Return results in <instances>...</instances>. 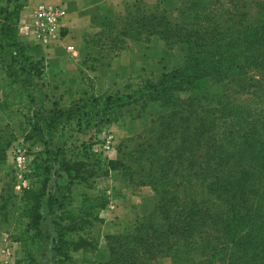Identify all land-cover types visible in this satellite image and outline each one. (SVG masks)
Instances as JSON below:
<instances>
[{
	"label": "rangeland",
	"instance_id": "rangeland-1",
	"mask_svg": "<svg viewBox=\"0 0 264 264\" xmlns=\"http://www.w3.org/2000/svg\"><path fill=\"white\" fill-rule=\"evenodd\" d=\"M256 2L264 3V0H243L237 6L231 0H210L199 12L195 9L192 10L193 15L186 12L191 18L187 23L180 20L179 24H190L188 28L197 24V29L203 32L209 27L205 21L208 18L213 23L227 24L224 22L234 19L233 13H246L248 18L242 25L233 19L236 24L231 22L234 38L241 40L249 25L254 27L258 22ZM190 4V0H141L136 9L130 10L134 17L140 12L150 15L153 9L157 12L163 10L170 20L177 23V6L184 11ZM197 13L200 18L191 24ZM121 23L117 17L104 25L116 24L118 27ZM102 30L85 34L82 45L77 46L74 53L61 52L64 67L50 77L46 75L47 71L40 79L19 73L21 81L28 82L42 120L50 117L55 105L67 110L74 103L82 105L88 102L92 105L97 101L103 110V103L110 93L133 91V88H125L130 80L142 78L157 83L164 76L186 68L195 51L188 52L184 43L167 44L153 36L148 42L137 44L131 53L123 57L121 53L106 60L99 58V49L92 43L97 42L94 36ZM107 33H111L106 39L108 43L116 31ZM136 43L139 42L127 41L129 47L130 44L136 46ZM257 46L260 45L250 40L231 48L235 56L228 57L229 60L220 65L227 74L220 79L207 78L197 93L189 90L190 86L183 79L182 82L176 81L182 90L173 88V91L180 103L197 100L194 112L184 113V119L190 117L194 124L191 129L197 127L202 132L188 134L185 141L191 139L193 142L183 145L181 152L174 151L176 145L182 144V135H171L166 131V121L161 118L173 110L182 112L185 109L180 105L165 109L157 101L145 102L140 113L134 111L133 106L127 107L124 117L103 125L100 131L94 127L96 118L93 117L89 128L82 126L79 132L67 129L63 138L61 134L52 140L47 138L50 152L56 153L61 141L67 151L58 156L49 183L48 193L55 199V208L53 211L48 209L47 199L43 205V240L34 247L41 264H54L58 259L54 248L60 233L68 242L85 239L92 245L97 244L95 259L99 251H106L110 256L105 237L134 232L159 205V197L149 185L151 169L157 179L169 182V188L177 194L179 202L167 222L158 221L154 225L156 228L145 231L151 241H148L149 250L137 249L144 260L139 264H264V171L247 161L249 148L241 144L243 139L240 138L244 134L253 135L264 151V57L255 51H263L264 48ZM146 49L150 51L146 52ZM31 50L35 49L32 47ZM120 56L121 60L116 61ZM35 57L44 59L48 65L45 56ZM89 67L94 71L88 70ZM69 91L75 93L71 96ZM202 120L205 124L201 129ZM25 123L17 111L7 116L0 93V146L5 147V159L0 163V205L4 189L19 195L22 189L30 187L34 159L44 151L42 146H34L24 140L22 129ZM72 126L74 128L76 124ZM82 145L87 151L84 157L79 152ZM225 157L229 161L222 169L219 165ZM80 160L87 169L97 171L98 177L84 179L93 188L91 190L81 185L69 191L71 186H67V177L82 170L81 165H75ZM209 166L218 168L216 175L221 179L211 187L207 185L214 183L215 179H206L210 175L206 176L205 172ZM58 172L63 176L60 191ZM220 185L235 186L237 192H224ZM258 190L260 192L255 193ZM98 191L107 203L102 209L93 208L89 212L95 218L88 216L87 212L88 217L78 236L74 230L81 212L87 211L88 198L85 197L95 196ZM62 195L66 196L65 200ZM3 229L0 226V264H18L23 259L21 244L11 239ZM49 254L52 255L51 262ZM81 256V252L71 253L73 263L70 264H81ZM109 261L110 258L107 262L96 260L100 264Z\"/></svg>",
	"mask_w": 264,
	"mask_h": 264
},
{
	"label": "trees",
	"instance_id": "trees-1",
	"mask_svg": "<svg viewBox=\"0 0 264 264\" xmlns=\"http://www.w3.org/2000/svg\"><path fill=\"white\" fill-rule=\"evenodd\" d=\"M191 4L186 10H181L177 6L179 12V19L172 21L168 18L166 11L160 12L151 10V14H143L140 12L136 17L132 16L131 11L137 8V4L141 0H137L133 5L132 10H127L125 15L118 17V21L122 22L116 27V24H106L103 26V30L100 34L95 35L96 41H92L93 45L99 49V58L111 60L116 58L119 54L128 49L127 41L144 43L148 42L153 36L159 37L167 44L184 43L188 47V52H193V57L188 66L183 70L177 71L172 75L164 76L160 81L154 83L150 80H144L142 78L130 80L125 88L132 90L131 93L125 94H112L107 96L105 103H103V110L101 105L97 101H93L92 105L88 102L74 103V106L70 109L62 110L55 105V110L52 111L50 117L45 121L42 120L39 107H37L34 95L31 93L28 82L21 81L19 73H25L30 77L40 79L48 69L47 62L44 59L36 58L32 53V47L34 49L38 47L31 46L19 35V22L24 9L27 7L29 0H0V93L2 95V106L7 112V116L10 117L14 112H19L20 116L26 121L25 127L22 129L24 134V140L30 142L32 145L42 146L44 151L38 153L34 159V171L32 175V183L29 188L22 189L19 195H15L13 192L4 189L1 197L0 205V226L4 229V232L8 236L21 244L23 259L18 264H41L37 253L34 250L35 245L43 240V231L41 225L44 221L43 205L47 199V207L50 211L55 208V199L48 193L49 183L52 173L54 171V164L57 161L58 156L63 155L65 145L61 141L59 147L56 148V153L50 152L47 145V138L52 140L61 134L62 138L64 133L69 129L73 132H79L82 126L89 128L92 124V118H96V124L94 127L97 131H100L102 126L118 120L120 117H124V110L133 106L134 111L140 113L145 106V102H160L166 109L168 106L176 107L181 106L185 109L182 112L171 111L170 114L161 119L164 122V129L171 135L180 133L182 135V144L176 145L175 153L181 152L183 145L193 142L185 141L188 134H200V129L193 127L191 118L184 119V113L192 114L194 106L197 100H190L180 103L176 99V91H181L182 88L176 85V81H185V84L190 86L188 89L197 93V91L204 85L207 78H222V75L227 74L222 71L220 66L225 62L228 57H234L231 52V48L253 40L259 48H264V3L256 2V6L259 8V17L256 25H249L242 33L241 40L234 38V24L235 22L242 25L245 18H248L246 13H236L232 15L234 21L230 19L224 23H213L211 20L206 19L209 27L204 31L197 29L198 25L195 24L196 20L200 18V14L197 13L193 16L194 26L188 28L190 24L185 26L179 24L181 20L184 23L188 22L191 18L190 15H186V12H190L193 15V11H200L204 5L208 4L210 0H190ZM246 1V0H245ZM232 4L236 6L241 4L243 0H231ZM139 10V9H138ZM191 10V11H188ZM210 12V11H209ZM208 12V13H209ZM210 15V13H209ZM237 19V20H236ZM232 22V23H231ZM229 23L231 25H229ZM117 28V29H116ZM202 28V27H201ZM110 30L116 31L115 35L111 37L110 42L107 43L106 39L110 38L111 33H107ZM107 33V34H106ZM105 35L104 39L103 36ZM91 43V42H87ZM236 44V45H235ZM215 46V47H212ZM31 47V48H30ZM259 56L264 57V50L259 51ZM258 56V59L260 57ZM201 58V59H199ZM194 59V60H193ZM193 60V61H192ZM18 68V69H17ZM90 71H94L91 67ZM188 74L190 76H188ZM175 82V83H174ZM182 82V81H181ZM137 83V84H136ZM173 83V85H172ZM47 86L48 83H45ZM181 88V89H179ZM81 92V91H80ZM75 92L69 91V95H73ZM135 93V95L133 94ZM134 95V96H133ZM200 97H195L197 99ZM193 99V97H192ZM84 100V99H80ZM91 106H94L91 110ZM117 110V111H115ZM41 116V117H40ZM44 123V125L42 124ZM76 124L73 128L72 125ZM205 121L202 120L199 128L202 129ZM70 127V128H69ZM243 139L241 144L248 146L249 153L247 154V161L253 165H256L257 169L261 172L264 171V151L261 149L259 142L251 134L240 135ZM64 145V147H63ZM82 145L81 156H87V151ZM76 150V149H75ZM80 159V154H77ZM91 157V156H90ZM5 159V147L0 146V163ZM229 159L225 157L220 163L219 167L222 169L227 166ZM238 162V160H236ZM232 161H230L231 163ZM110 164V163H109ZM113 165L115 163H112ZM75 165H81L79 171H75L73 175L67 177L68 184L73 187L84 186L88 190L93 189L90 185L84 182L85 178H96L97 171L86 168V165L82 161H78ZM109 168L108 165H106ZM62 167L61 169H63ZM105 167H103L104 169ZM194 169V166L191 167ZM168 170V169H167ZM218 168L209 166L207 168L206 176L210 173L209 177L215 179L214 183H209L207 186H214L220 182V175H216ZM220 173V172H219ZM58 191L62 189L61 184L63 176L61 172H58ZM148 178L150 179L149 185L152 187L156 195L159 197V205L155 208L154 212L145 219L139 227L132 233L126 235H107L105 237L107 247L110 253V261L107 264H139L143 260L137 249L149 250L148 241L151 238L147 236V230L152 229L158 223V221L167 222L171 215L174 206L178 205L179 199L174 191L169 188V182L159 180L153 170H149ZM224 192L236 193L235 186L225 187L219 186ZM228 191H227V189ZM260 190L255 191V193ZM65 200L66 196L61 197ZM88 198V206L86 210L81 212L80 221L76 222L77 229L74 232L81 233L83 230V222L86 221L90 215L94 217L92 213H89L93 208L102 209L107 201L100 194V191L95 196L85 197ZM87 200V199H86ZM88 212V216H87ZM95 218V217H94ZM96 220V219H94ZM156 228V227H155ZM58 259L54 264H70L73 263L71 253L81 252V264H100L95 260V255L98 251V245L90 244L89 240L77 239L70 242L65 240L62 233L59 234L57 244L54 248ZM144 255V254H143Z\"/></svg>",
	"mask_w": 264,
	"mask_h": 264
},
{
	"label": "crops",
	"instance_id": "crops-1",
	"mask_svg": "<svg viewBox=\"0 0 264 264\" xmlns=\"http://www.w3.org/2000/svg\"><path fill=\"white\" fill-rule=\"evenodd\" d=\"M137 0H29L27 7L22 13V17L36 7L39 3L59 4L61 3L66 11L67 17L64 22L65 29L63 34L65 36L62 46L51 48H36L32 51L34 55L45 56L48 59V69L46 75L50 77L55 72L64 67L61 52L68 54L66 47L73 46L75 51L77 46L82 45L83 37L87 33H97L103 29L106 22L112 21L115 18L124 15L130 7H132ZM130 44V47L122 52V57L131 53L136 47ZM150 49H146L149 52ZM58 55V56H55ZM61 55V56H60ZM118 57L116 61L121 60ZM106 251H99L95 260L107 262L110 258ZM51 254L48 255V260L52 261ZM46 259L43 257V260ZM47 260V262H48ZM44 264V263H43Z\"/></svg>",
	"mask_w": 264,
	"mask_h": 264
},
{
	"label": "built area",
	"instance_id": "built-area-1",
	"mask_svg": "<svg viewBox=\"0 0 264 264\" xmlns=\"http://www.w3.org/2000/svg\"><path fill=\"white\" fill-rule=\"evenodd\" d=\"M66 17L67 11L61 3H39L27 16H21L19 35L34 47H60L65 38L63 29ZM65 50L75 52L73 46H68Z\"/></svg>",
	"mask_w": 264,
	"mask_h": 264
}]
</instances>
